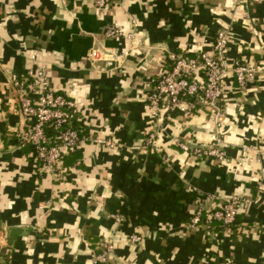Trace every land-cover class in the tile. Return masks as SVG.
I'll return each mask as SVG.
<instances>
[{"label":"crops","instance_id":"1","mask_svg":"<svg viewBox=\"0 0 264 264\" xmlns=\"http://www.w3.org/2000/svg\"><path fill=\"white\" fill-rule=\"evenodd\" d=\"M113 22L122 34L109 38ZM224 26L231 28L230 60L257 66L256 79L242 87L224 78L226 160L195 157L174 140L208 142L213 126L201 109L165 116L158 149L146 147L147 95L169 55L209 48ZM94 50L119 56L92 60ZM38 66L77 102L85 135L118 143L84 144L61 177L38 164L32 146H19L27 122L10 77ZM263 151L264 0L243 8L234 0H114L105 7L0 0V246L7 264H264ZM232 195L250 201L235 225L189 226L199 204L212 210ZM133 233L142 241L132 242ZM103 241L114 248L98 262Z\"/></svg>","mask_w":264,"mask_h":264},{"label":"built area","instance_id":"2","mask_svg":"<svg viewBox=\"0 0 264 264\" xmlns=\"http://www.w3.org/2000/svg\"><path fill=\"white\" fill-rule=\"evenodd\" d=\"M114 0H95L97 6L105 7ZM124 0H122L123 2ZM235 7L243 8L252 0H234ZM261 1V0H257ZM234 19L237 16H233ZM230 26L217 30L209 48L193 54L172 53L169 55L170 64L163 70L153 88L147 95L152 130L146 138V147L158 149L157 138L162 128L161 120L172 112L178 111L185 117L192 116L197 110H204L212 123V131L206 144L199 145L174 138L180 149L188 151L195 157L213 158L225 161L223 151L224 138L221 134L224 108L222 102L226 92L224 78L233 76L239 86L256 79L257 66L243 63L239 60H230L227 54L231 38ZM122 34L118 22L107 26L105 35L116 38ZM112 51V50H110ZM125 50L123 54H128ZM119 56L117 51L94 50L90 54L92 60L110 59ZM12 87L17 96L21 114L27 125L19 131V146H32L34 157L38 164L58 177L63 176V156L69 151L79 149L88 142H96L111 149L118 143L111 137H93L81 134L77 129L65 127L78 113V104L71 97L61 93L52 85L49 73L44 66L30 68L26 74L12 73L10 77ZM53 126L57 132L54 135L47 133V126ZM250 147L244 146L247 152ZM255 148V147H254ZM264 154V151L262 152ZM242 157H239L241 162ZM250 201L238 195H232L219 203L216 208L206 210L202 204L196 207L189 220L190 227L204 224L207 229L214 222L230 227L242 207ZM116 220H122L115 215ZM132 242H141L142 236L136 233L130 235ZM114 246L109 242H101V249L95 255V260L105 262ZM7 254L4 246H0V264H7Z\"/></svg>","mask_w":264,"mask_h":264},{"label":"trees","instance_id":"3","mask_svg":"<svg viewBox=\"0 0 264 264\" xmlns=\"http://www.w3.org/2000/svg\"><path fill=\"white\" fill-rule=\"evenodd\" d=\"M78 119H79V114L77 113L71 119V121L69 123L64 125V128L65 127H71L73 129H77L81 134H84L85 130H83L82 127L79 126V120ZM46 130H47V133L49 135H54L57 132V130L53 126H49V125L47 126ZM80 156H81V153H80L79 149H76V150L69 151V152L65 153L64 156H63V165L66 166L70 162H74ZM237 218H238V214L236 216L235 222L233 224H231L230 227H232L233 225L236 224ZM214 223L219 224L218 222H214ZM219 225L222 226L221 224H219Z\"/></svg>","mask_w":264,"mask_h":264}]
</instances>
